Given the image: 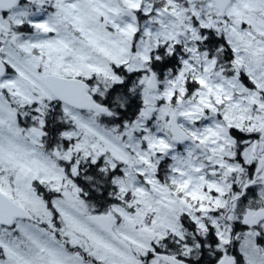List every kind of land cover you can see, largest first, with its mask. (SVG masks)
I'll use <instances>...</instances> for the list:
<instances>
[{
    "label": "snow or ice",
    "instance_id": "snow-or-ice-1",
    "mask_svg": "<svg viewBox=\"0 0 264 264\" xmlns=\"http://www.w3.org/2000/svg\"><path fill=\"white\" fill-rule=\"evenodd\" d=\"M0 264H264V0H0Z\"/></svg>",
    "mask_w": 264,
    "mask_h": 264
}]
</instances>
